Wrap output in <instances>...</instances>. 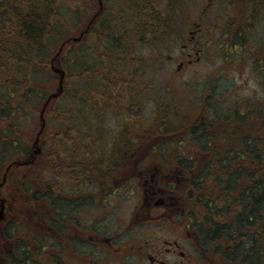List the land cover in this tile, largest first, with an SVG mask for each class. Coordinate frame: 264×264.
Returning <instances> with one entry per match:
<instances>
[{
    "label": "trees",
    "instance_id": "trees-1",
    "mask_svg": "<svg viewBox=\"0 0 264 264\" xmlns=\"http://www.w3.org/2000/svg\"><path fill=\"white\" fill-rule=\"evenodd\" d=\"M177 1L102 0L100 10L97 0H0V178L9 163L31 162L12 168L0 189L9 219L19 218L24 206L42 204L46 219H52L45 223L60 233L58 191L75 179H88L74 172L87 167L76 157L84 146L79 127L92 113L131 110L123 90L136 87L133 73L140 66L131 58L147 34L156 35L152 29L163 20V10ZM263 5L264 0H233L236 20L227 23L226 35L240 51ZM94 16L81 42L66 45L55 62L65 73L63 91L45 111L36 146L39 113L58 91L51 60L60 44L82 32ZM258 65L264 81V57ZM210 118L171 138L177 148L168 161L185 187L176 195L185 213L192 209L201 242L213 248L220 264H264V102ZM186 142L197 148L192 155L178 149ZM160 152L150 153L161 167ZM103 161L97 159L100 170L108 160ZM23 238L8 220L0 229V264H38Z\"/></svg>",
    "mask_w": 264,
    "mask_h": 264
},
{
    "label": "rangeland",
    "instance_id": "rangeland-1",
    "mask_svg": "<svg viewBox=\"0 0 264 264\" xmlns=\"http://www.w3.org/2000/svg\"><path fill=\"white\" fill-rule=\"evenodd\" d=\"M232 2L233 0H179L170 9L163 10V20L159 25L156 23V27L152 29L156 35L147 34L143 40V43H146L136 51L138 58L134 55L131 58L140 64L133 73L137 81L136 87H125L123 90L131 110L120 111L119 114H115L118 111L112 109L92 113V120L86 117L85 126L79 127L80 143L84 146L76 157L83 158L86 162L81 166L87 167L76 172L85 173L86 178L96 186L93 191L83 187L76 189L74 185L80 181L75 179L74 185H65L63 190L58 192L71 195L77 192H93L94 207L90 212L81 209V219L96 222L95 226L99 229L107 225V230L113 234L122 230L128 238L127 242L144 240L143 238L149 240V236L163 235L167 226L152 228L143 223L144 218H140L141 222L133 215V211L138 209L141 202L138 204L139 196L135 182L128 183L122 191L115 189V184L112 183V179H124L142 168L135 166L132 154L138 157L153 154L145 153L146 149L142 153L125 152L123 149L135 143L146 146L162 145L163 152L160 153L165 160L159 163L165 165L159 170L163 171L164 175L173 176L177 171L173 170L168 159L175 155V150L172 149L175 145L168 139V135L184 132L189 129L191 123L230 113L240 107L245 108L249 103L264 102V81H261L258 65L264 57V5L256 15L254 25H251L244 35L245 49L240 51V45L232 44L226 35L227 23L236 20V13L231 10ZM192 30L195 37L189 41L190 34L187 33ZM185 45L192 49L196 46V49L200 50L198 59L193 53L190 58L186 57L190 50H183ZM237 51L240 52L235 54ZM189 59L190 63L185 62ZM180 62L185 63V66L177 72ZM112 79L114 80V77ZM120 106L124 107L125 104ZM51 109L53 107L50 106L48 110ZM45 111L38 116L43 129L47 120H44ZM186 143L180 147L181 152L192 155L197 151L192 143ZM110 144L119 147L107 152L101 146L108 148ZM96 157L102 158V161L108 160L104 170L96 167L99 163L97 159L94 161ZM79 163L76 165L80 166ZM90 166L92 168H89ZM8 174L0 178V184L5 178L2 188L8 181ZM107 183H110L108 187H99L100 184ZM177 184L178 193L181 194V191L185 190L184 184L182 181ZM3 195H8L6 190H3ZM12 196L16 197V194ZM12 209H15V206ZM190 210L192 215L193 211ZM19 214V218H8L0 229L7 225L8 220L13 222L14 229L16 227L31 249L44 248L50 257L60 260V236H57L56 232H42L43 229L38 226L40 223L46 224L47 209L42 204H34V207L30 204L24 206ZM201 246L197 264H220L213 248L205 244ZM34 261L38 264H50L45 256H34Z\"/></svg>",
    "mask_w": 264,
    "mask_h": 264
},
{
    "label": "flooded vegetation",
    "instance_id": "flooded-vegetation-1",
    "mask_svg": "<svg viewBox=\"0 0 264 264\" xmlns=\"http://www.w3.org/2000/svg\"><path fill=\"white\" fill-rule=\"evenodd\" d=\"M187 34H190L189 41L194 39L193 30ZM183 50H190L186 54L187 58L193 53L198 59L199 51L196 48L192 49L185 45ZM188 61L190 60L185 62ZM179 67L182 69L184 63L180 62ZM102 147L114 151L119 146ZM159 148L158 145L146 146L135 143L127 145L123 150L142 153L146 149L145 153L150 154ZM154 157V155L138 157L132 154L135 166L142 168L125 176L124 179L118 181L112 179V183L115 184V189L122 191L123 187L134 181L139 196L138 204L141 202L132 214L141 222L140 218H144L143 223L149 224L152 228L167 226L165 233L160 236H149V240L143 238L144 240L127 242L128 238L122 230H117L113 234L107 230V225L99 229L95 226L96 222L79 217L81 209L87 212L93 209V192H81L83 195L78 192L75 195L60 193V264H197L202 250L197 230L175 193L177 186L171 188L174 183L177 185L179 182L180 173L174 172L173 176L162 174L163 171L160 172ZM109 185L110 183L100 184L99 187ZM95 186L92 181L84 180L76 184L75 188L83 187L93 191ZM38 226L43 229L42 232L53 230L49 225L44 227L42 223Z\"/></svg>",
    "mask_w": 264,
    "mask_h": 264
},
{
    "label": "water",
    "instance_id": "water-1",
    "mask_svg": "<svg viewBox=\"0 0 264 264\" xmlns=\"http://www.w3.org/2000/svg\"><path fill=\"white\" fill-rule=\"evenodd\" d=\"M98 5L99 7L102 6V3H101V0H98ZM96 16H94L90 22L87 24L85 30L79 34V36L77 37H70L68 38L67 40H65L58 48V51L56 53V55L54 56V58L51 60V64H53V62L61 55L64 47L72 42V43H79L83 37L84 34H86L88 32V29L89 27L91 26V24L93 23L94 19H95ZM52 70L55 74H58L60 75V80H59V88H58V92L55 93V94H52L51 96H49L47 99H46V102L44 103V105L42 106V110L40 112V115L43 114V112L45 111V109L47 108V105L50 103L51 100L53 99H56L62 92V82H63V78H64V73L58 69V68H55V67H52ZM42 129H43V126L41 127L39 133L37 134L36 136V140H35V144H37L38 142V137L40 136L41 132H42ZM26 163H18L16 164V166H21V165H24ZM12 165H15V164H10L9 166H7V168L5 169V173H7L9 171V169L12 167ZM5 181V178H3V181L2 183L0 184V187L2 186V184L4 183ZM4 200H0V222L4 220Z\"/></svg>",
    "mask_w": 264,
    "mask_h": 264
}]
</instances>
